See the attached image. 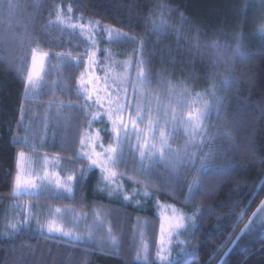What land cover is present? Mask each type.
Instances as JSON below:
<instances>
[{"label": "trees", "instance_id": "1", "mask_svg": "<svg viewBox=\"0 0 264 264\" xmlns=\"http://www.w3.org/2000/svg\"><path fill=\"white\" fill-rule=\"evenodd\" d=\"M59 9L75 21L100 20L130 35L115 45L116 55L143 58L149 90L164 97L168 110L188 116L190 108L208 106L198 134L178 132L181 154L168 166L152 167V178L137 183L142 186L132 199L99 191L98 169L88 171L78 157L92 107L81 110L77 81L85 67L74 58L86 59L92 45L54 22ZM263 17L264 0H34L12 24L0 22V229L7 205L20 198L88 216L102 210L111 235L73 240L22 225L9 237L0 234V264H264V228L243 229L264 198ZM101 44V56L105 47L114 48L105 39ZM236 49L242 55H234ZM37 52L49 60L39 90L28 98L23 76ZM27 103L64 105L74 121L65 137L45 147L17 140ZM25 149L68 161L76 171L74 191L15 194L17 154ZM125 180L126 190L133 189ZM161 203L195 216V227L179 232L164 260L157 257Z\"/></svg>", "mask_w": 264, "mask_h": 264}, {"label": "rangeland", "instance_id": "2", "mask_svg": "<svg viewBox=\"0 0 264 264\" xmlns=\"http://www.w3.org/2000/svg\"><path fill=\"white\" fill-rule=\"evenodd\" d=\"M30 2H34V0H0V22H5L7 25L12 24L21 11L25 13L27 5ZM54 22L63 27L79 32L89 41L94 39L97 44L98 61H102L103 64L108 66L109 82L115 86V89L121 98V103L124 105L123 115L125 120L131 122L127 132L124 135L123 145L120 149H118L117 153V158L119 161L117 165V171L121 173V175L118 177V180L122 184V188L121 190L116 191L113 196L122 194L123 197L127 195L130 197V199H132V196L137 192V188L140 186L137 183H142L145 180L151 179L153 174L152 170L154 167L158 166L159 164L168 166L169 162L175 160V157L178 154H181L183 148H181L180 145H176V141L174 140V137L178 132L187 130V134L194 133L195 136L198 134L200 129L199 124H202L204 115L207 112L206 108L208 106L199 105L194 109V111L190 108L188 116L180 115L179 112L168 110L164 97L159 96L149 90L146 65L143 58H141L139 54H136L135 57L133 55H116L115 45L130 39V35L124 31H121L110 24L103 23L100 20L80 18L79 20L75 21L68 12H64L61 9L57 11ZM80 25H91L92 30L88 31V29H85V32H82ZM262 25L264 26V17ZM116 34H119V37L112 38L113 36H116ZM88 37H91V39ZM103 39L108 42H112V45L114 46V48L105 47V56L100 55L102 49L101 43ZM48 60L49 58L45 62L44 73L47 70ZM101 67V65H98L97 74L103 76L104 72L101 70ZM44 73L42 74V78L37 84V87L41 86ZM32 110L35 113L30 110L31 113H33L30 115L31 121H33L35 117L38 116L37 107L32 108ZM92 111H96L94 106H92L90 112ZM43 116L44 118L50 117L52 119L51 122L55 124V128L52 129L53 133L56 132V127L58 124H60V122H65L70 118L69 115L63 113L60 109H54V111H50L48 108L45 109V114H43ZM47 122H49V120H47ZM51 122L47 123L46 125L47 132H49L51 129ZM95 129L101 130V143H103L105 146H107L110 142H114V137L111 134L110 124L107 122L106 118L104 120L93 122L92 130L94 131ZM54 135L55 134H52L53 137ZM97 150L101 151L99 147ZM22 151L27 153L26 150ZM38 166L41 165L39 164L34 167L25 161L24 170H29L31 174L29 177L26 176L25 178H31L34 183H36L37 188L34 191L22 190L21 194L28 196H41L46 194H71L61 188L56 187L55 185L48 186L51 184V179L44 181L41 179V177L44 176L45 172L59 173L60 171L59 175L63 181L68 175L75 176L73 167L69 165H61L59 160H51V163L44 165V167ZM43 168L44 170H42ZM27 170L24 171L26 174ZM98 172L99 181L102 187H104L99 169ZM125 179H130L135 183L133 189L129 191L126 190L128 189V184ZM140 190L142 194H144V192L147 193V189ZM105 191H107V189ZM262 203H264V198L261 201V204ZM260 206L257 208L255 213H257ZM172 208L179 210L186 217H191L192 223H194L195 216H193V214L190 212H184L181 208H178L176 205L171 203H161L159 207L161 225H165L166 231L167 224L164 220V215L171 216ZM55 209H61L62 211L58 214L55 212ZM97 211L99 212V218H97L96 213L93 216H88L85 212L69 206H59L36 202L30 199L19 198L10 201V203L7 205L2 218L0 234L1 236L9 237L22 225H31L33 228L47 234L59 235L69 238L56 232L48 233L46 227L41 229L40 225L46 224V222L50 219H56L58 223L63 225L66 231H72L78 234L81 237L80 240H107L111 237L110 233H107L110 232L108 220L104 211ZM29 212L31 213V219L28 218ZM261 219H264V216L254 218L253 214L243 229L246 228V225H248L250 221H253L250 227L251 229L256 228L257 226H262V228H264V223L260 222ZM12 224L18 225L16 230L11 228ZM191 226V223L186 222V228L188 230L191 228ZM180 231L182 230H176L172 232L171 244L165 243L164 245H161L160 231L158 251L165 258L169 257L171 254L170 246L174 244L173 242H179V237L181 235V233H179ZM89 233H91V235H89ZM143 244H146V242L143 241ZM141 252V259L146 260L147 251H144L142 245Z\"/></svg>", "mask_w": 264, "mask_h": 264}, {"label": "snow or ice", "instance_id": "3", "mask_svg": "<svg viewBox=\"0 0 264 264\" xmlns=\"http://www.w3.org/2000/svg\"><path fill=\"white\" fill-rule=\"evenodd\" d=\"M80 29L82 32H85V29H88V31L92 30L91 25H80ZM115 37H119V34H116V36H113L112 38ZM88 38L91 39V37ZM91 45V49L86 50L84 53L86 59L80 61L79 57L74 58L78 62H82L85 67V70L80 73L77 81V95L84 100V104L81 105V110L85 111L87 108L92 106L96 108V111L87 113L89 120L84 127L82 136L79 138L80 148L78 157L84 159L85 166L88 171H91L93 168L99 169L104 187L98 186V190L105 191L107 189V194L112 196L116 191H119L122 188V184L118 180V177L121 175V173L117 171V165L119 163L117 153L118 149H120L123 145L124 135L127 132L131 122L125 120L123 115L124 105L121 103V98L116 91L115 86L109 82L108 66L97 59V44L94 39H91ZM67 56L71 57V54L68 53ZM48 57V53L38 52L33 54L31 65L28 68L26 75L23 76L25 82V94L28 96V98L35 97V89L42 78V74L45 70V62ZM58 58L65 59V55L62 54L58 56ZM98 65L102 66L101 70L104 72L103 76L97 74ZM63 106L64 105H61V107ZM68 106L71 107V103ZM105 118L110 124L111 134L114 137V142H110L107 146L101 143V130H92L93 122L104 120ZM22 119L23 118L21 117V122ZM98 147L101 149V151L97 150ZM17 155V173L13 179L12 191L16 194H21L22 190H36V183H34L31 178H25L27 174L24 172V165L25 161L28 159L27 154L23 151H20ZM56 159H59V157ZM80 171L81 175L79 179H83L85 168H82ZM41 179L44 181L51 179V184L48 186L55 185L56 187L61 188L68 193H72L74 191L77 177L74 175H68L66 179L62 181L59 173L45 172ZM144 196H148V194L144 192ZM123 198L125 200L130 199V197L127 195H125ZM137 204H139V201H137ZM61 211V209H55V212L58 214ZM171 211V216L164 215V220L167 224V231L165 230V225H161V245H164L165 243L171 244L172 232L176 230L186 231V222L191 223L192 226L195 227V224L192 223L191 217H186L182 212L175 208H172ZM96 215L97 218H99L98 211L96 212ZM242 216L243 213L241 215V219ZM260 216H264V203L261 204L257 213H254V218ZM28 218H32L30 212L28 214ZM260 222L264 223V219H261ZM252 223L253 221H250L249 224L246 225L245 230L250 228ZM17 227V224L11 225L13 230H16ZM40 227L41 229L46 227L48 233L56 232L74 240L81 239L78 234L72 231H66L63 225L58 223L56 219H50L46 222V224L40 225ZM89 235H91V233H89ZM241 235H243V232ZM112 239L113 242H115V239ZM238 239L239 237L237 240ZM142 246L146 252L147 245L143 244L142 242ZM233 246H235V242ZM229 251H231V249H229ZM157 257L161 260L165 259V257L162 256L160 252L157 253Z\"/></svg>", "mask_w": 264, "mask_h": 264}, {"label": "crops", "instance_id": "4", "mask_svg": "<svg viewBox=\"0 0 264 264\" xmlns=\"http://www.w3.org/2000/svg\"><path fill=\"white\" fill-rule=\"evenodd\" d=\"M39 88L40 87H36L35 92L38 91ZM34 107H37V110L39 112L36 110L38 116H36L35 119L33 121H31L30 115L35 113L32 110V108H34ZM46 108H48L50 111H54V109H60L63 113H66L67 115L70 116L69 120L62 122V123L60 122V124L57 125V127H56L57 130L55 133H53V131H52V129L55 128V124H53L51 122L52 119L50 117L44 118V116H43V114H45ZM30 110L33 113H31ZM21 117L23 119L21 122V128L17 134V140L24 142V143L31 144L35 147H45L47 145H52V144H55L56 142L61 141L59 139L65 137V135L69 131L71 122H74V121H72V113L69 111H65L62 107H56V106L54 107L51 105H45V104H39V103H27V104H25L22 108ZM51 117H53V116H51ZM47 120H49V122H51V129L49 132L46 131V125H47V123H49V122H47ZM52 134H55L54 137L52 136ZM22 137H24L25 139H21ZM79 148H80V145H79ZM26 151H27L26 154L28 156V159L26 160V162L30 163L34 167H36L39 164L41 166H38V167H44V165L50 164L51 160H59L61 162V165L71 166V164L68 161H66V160L64 161L63 158H61L57 155H49V154L42 153V152H35L33 150H26ZM57 157H59V159H56ZM71 167H73V166H71ZM73 169H74V167H73ZM25 170H27V169H25ZM42 170H44V168ZM74 171H75V169H74ZM59 173H60V171H59ZM30 175H31L30 171L27 170L26 176L29 177ZM55 195H57V194H55Z\"/></svg>", "mask_w": 264, "mask_h": 264}, {"label": "clouds", "instance_id": "5", "mask_svg": "<svg viewBox=\"0 0 264 264\" xmlns=\"http://www.w3.org/2000/svg\"><path fill=\"white\" fill-rule=\"evenodd\" d=\"M234 55H242L238 49L234 50Z\"/></svg>", "mask_w": 264, "mask_h": 264}]
</instances>
